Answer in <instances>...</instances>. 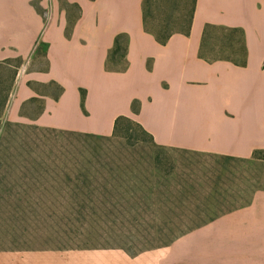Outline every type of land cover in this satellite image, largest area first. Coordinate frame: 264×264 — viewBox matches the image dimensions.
<instances>
[{
	"label": "crops",
	"instance_id": "1",
	"mask_svg": "<svg viewBox=\"0 0 264 264\" xmlns=\"http://www.w3.org/2000/svg\"><path fill=\"white\" fill-rule=\"evenodd\" d=\"M63 1L0 2V62L44 64L20 81L10 120L110 136L124 116L165 148L242 160L264 151V0H195L189 35L163 45L144 30L143 0ZM206 26L242 32L244 65L199 57ZM118 34L128 38L127 66L107 71ZM51 81L57 99L34 87ZM31 99L42 100L37 114L18 115ZM156 264H264V177L248 204L176 238Z\"/></svg>",
	"mask_w": 264,
	"mask_h": 264
},
{
	"label": "rangeland",
	"instance_id": "2",
	"mask_svg": "<svg viewBox=\"0 0 264 264\" xmlns=\"http://www.w3.org/2000/svg\"><path fill=\"white\" fill-rule=\"evenodd\" d=\"M42 1L54 0H32ZM152 10L156 22L178 16ZM66 12L72 21L76 10ZM43 68L40 57L0 62V264H156L176 238L262 186V161L157 148L136 127L129 138L85 139L10 120L25 73ZM41 102L18 115H36Z\"/></svg>",
	"mask_w": 264,
	"mask_h": 264
},
{
	"label": "trees",
	"instance_id": "3",
	"mask_svg": "<svg viewBox=\"0 0 264 264\" xmlns=\"http://www.w3.org/2000/svg\"><path fill=\"white\" fill-rule=\"evenodd\" d=\"M194 5H195V0H143L142 14H143L144 30L154 35L156 41L161 45L165 44L173 34H182L187 36L189 35L190 32ZM74 7L77 8L76 6ZM153 7H156V9L161 11H166L170 9L173 12L178 13V16H173L172 13L171 15H167L164 18V20H159L158 22L153 21V17H152ZM150 18L152 19V21L149 20ZM67 30L69 31V28H67ZM127 43H128V38L126 34H118L115 36L112 48L109 50L107 55V61L105 66L107 71L125 70L127 66V61H126ZM199 57L207 62L226 60V61H231L236 65H241V66L244 65L245 49H244L242 32L237 29H216L211 26H206L202 34ZM17 60L19 64H22L21 59L17 58ZM6 61L7 60L3 62ZM116 67H119V69H116ZM28 85H30V83H28ZM43 87L46 88L53 87L54 89L57 90V94L53 97L54 99H57L58 96L62 93V88L53 81L49 82ZM81 94L83 97V92ZM30 101H35V100L31 99ZM3 107H4V101L0 103V111H2ZM132 111L134 113L137 112L136 102L132 103ZM133 127H136L139 133L142 136L146 137L153 146L167 150L179 151V150H174L156 145L153 141L152 136L148 134L139 124L124 116H119L114 120L113 129L110 136H97L91 134H80V133L65 132V131H59V132L65 134H72L85 139H108L110 137H116L120 133H122V135L124 134V136L129 138L131 137V132ZM42 129L56 131L46 128H42ZM181 152L200 154V153L188 152V151H181ZM225 158L229 161H240V162L262 161L264 163V151H258V150L254 151L249 160L234 159L229 157H225Z\"/></svg>",
	"mask_w": 264,
	"mask_h": 264
}]
</instances>
